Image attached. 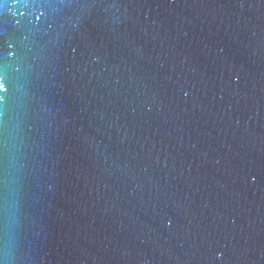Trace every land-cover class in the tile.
Wrapping results in <instances>:
<instances>
[{"label":"water","instance_id":"water-1","mask_svg":"<svg viewBox=\"0 0 264 264\" xmlns=\"http://www.w3.org/2000/svg\"><path fill=\"white\" fill-rule=\"evenodd\" d=\"M0 264H264V0H0Z\"/></svg>","mask_w":264,"mask_h":264}]
</instances>
